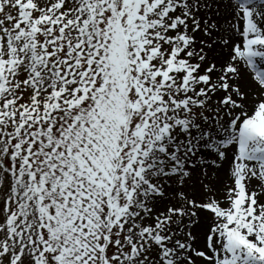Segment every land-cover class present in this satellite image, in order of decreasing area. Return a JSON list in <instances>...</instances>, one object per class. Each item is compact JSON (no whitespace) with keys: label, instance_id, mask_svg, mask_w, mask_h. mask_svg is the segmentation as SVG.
Wrapping results in <instances>:
<instances>
[{"label":"snow or ice","instance_id":"obj_1","mask_svg":"<svg viewBox=\"0 0 264 264\" xmlns=\"http://www.w3.org/2000/svg\"><path fill=\"white\" fill-rule=\"evenodd\" d=\"M0 264H264V0H0Z\"/></svg>","mask_w":264,"mask_h":264}]
</instances>
